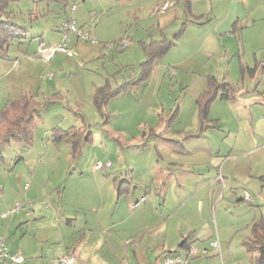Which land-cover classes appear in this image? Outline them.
Instances as JSON below:
<instances>
[{
  "label": "rangeland",
  "instance_id": "rangeland-1",
  "mask_svg": "<svg viewBox=\"0 0 264 264\" xmlns=\"http://www.w3.org/2000/svg\"><path fill=\"white\" fill-rule=\"evenodd\" d=\"M231 1L195 0L192 7L223 13ZM72 2L77 11H71ZM65 3L10 4L15 20L28 31L22 42L9 46V57L0 54V139L12 127L13 110L3 114L12 100L28 94L45 105L30 144L11 140L2 146L0 236L12 249L29 246L33 251L27 255L29 264H61L62 255H74L76 262L86 259L87 264H144L148 256L156 261L153 252L165 238L172 249H182L180 230L204 231L211 221L223 234L221 240L233 241L235 251L240 237L252 235L247 221H252L254 210L261 213L260 207L237 201L232 188L238 184L252 198L259 194L264 198V180L254 178L258 169L264 171V139L255 131L259 119L264 131V109L244 112L239 102L217 98L207 121L211 126L200 129L198 78L221 73L229 62L216 54L194 53L201 31L190 23L150 75L110 98L101 113L92 101L95 88L107 78L116 86L141 73L146 56L139 39L162 35L161 29L147 27L153 17L158 23L154 15L163 11L150 7L151 0H67L66 11ZM183 7L175 3L169 18L161 22L169 36L191 17ZM72 14L90 37L70 33L69 50L45 61L38 52L37 32L52 42L58 26ZM126 35L135 39L122 48ZM230 69L238 87L237 58ZM72 125L83 126L91 136L82 141L76 156L71 143L57 142L54 133L56 127ZM194 133L204 134L190 138ZM216 151L230 164L221 170L224 178L214 183L218 195L213 197L210 170L218 169L212 154ZM98 160L112 164L98 169ZM248 178L256 188L245 185ZM163 179L167 184L159 191ZM142 196L145 203L134 209ZM18 204L23 207L15 214L1 217ZM199 243L193 244L200 247ZM158 263L165 264L164 259Z\"/></svg>",
  "mask_w": 264,
  "mask_h": 264
},
{
  "label": "crops",
  "instance_id": "crops-1",
  "mask_svg": "<svg viewBox=\"0 0 264 264\" xmlns=\"http://www.w3.org/2000/svg\"><path fill=\"white\" fill-rule=\"evenodd\" d=\"M164 1L165 0H151L150 7H154V6L157 7L159 4H161ZM169 1H170V6L165 11L161 13H156L154 15L157 17L156 20H158V23L155 22V17H153L152 25L147 27V29L148 28H159L162 30L161 31L162 35L160 37H153L151 40H154V39L159 40V39H162L164 36H169L164 30L166 24L162 26L161 22L169 18V15H170L169 12H170L171 6H173L175 3L181 2L184 5L183 8L185 9V13L188 15H191V17L185 18L182 21V23L186 21V25L180 37L184 35L188 25L190 23H194L200 28L199 30L201 31V34H196V41L194 43L193 52L194 53L201 52L202 54L206 56H215L216 54L219 56V59H221L222 62H224V60L226 59L229 62V64L227 63V65L224 68H222L221 73L219 74L207 73L205 74V76L201 75L200 78H198L197 97L207 87V76L211 74V75H215L220 80L229 81L235 88L236 97L227 98L224 96H218V98H220L221 100H226L228 102H239L240 106L244 109V112L250 113L251 109L258 112L261 109H264V0H256V1L254 0H233L231 1V7L228 11L223 12V13H220V11L219 12L211 11L213 12V14L210 13V11L208 12L207 11L197 12V10L195 11L192 7L195 0H190L191 1V11L190 12L187 11L186 9L185 3H184L185 0H169ZM66 3H67V0H66ZM72 3H76V2H72ZM65 4H64V10L66 11L67 6ZM236 4L237 6H235ZM75 10L76 11L78 10V6L76 7ZM76 19L78 20L77 17ZM78 23H79V20H78ZM79 25L82 28H84L82 24L79 23ZM97 31H98L97 33H100L99 30ZM61 33H62L61 28L60 26H58V35L50 43L60 41L62 37ZM37 35H39V41H38V46H39V42L42 39L44 40V36L42 32H37ZM26 36H23L20 38L24 39ZM126 36L129 41L130 40L132 41L135 39L132 35L130 36L126 35ZM172 36H169V37H172ZM20 38L18 40L16 38L12 43L22 42ZM77 39L78 38H76V40ZM142 40L145 41V39H139V42L141 43ZM175 44H177V39H175V42L173 45ZM58 53H61V52H58ZM7 56L9 57V54ZM235 58H237L239 73H240L239 74V84L240 85L238 87L235 86L234 78L232 75V73L234 74V71H232L231 73V69H230V64L232 63L233 65V61ZM52 59L50 60L44 59V60L51 61ZM181 60L183 61V59H180L179 62H182ZM242 63L250 67H255V69L253 71L247 70V72L244 75H242L241 73ZM233 68L235 67H232V69ZM260 120L261 119H259L256 122L257 127L255 131L257 130L256 132L259 134V136L261 135L263 137L261 138L263 140L264 131L261 128L262 124L260 123ZM203 134L204 133H202L197 138H201ZM216 152H217L216 154L214 152L212 154H214L213 161L216 163V165H218L217 167L218 169L216 172L214 170L213 172L212 170H210L211 172L210 174L213 175V177L210 178L211 182H213L212 188H211L212 189L211 194L213 197L218 195V193L216 192V190L218 189V184L216 185L214 183L220 180L218 176L221 173V170L224 171L227 168V165L230 164V162H228L229 161L228 157H224L225 155L224 156L221 155L220 153H218L219 151H216ZM237 169H238V166H237ZM254 176H255L254 178H259V179L264 180V177H263L264 171H261L260 169H258L257 173H254ZM246 181L247 182L245 183V185L251 184V186H254L253 181H250L249 178L246 179ZM255 181L256 180H254V182ZM165 184H167V182L163 179V181L161 182L159 191L164 190ZM263 185L264 183L262 182V186ZM241 188L243 189L240 190V195H239L236 192L239 191V189ZM254 188L256 187L254 186ZM244 189H245L244 187L236 184L235 187L232 188V196H238L236 198L237 201H248L251 205L260 207L261 213L260 215H258L257 213L258 211L256 209L254 210L252 221H249V222L247 221V225L249 223L252 235L246 234L244 238L240 237L239 242H237L238 248L235 251H231V248L233 246V241L232 242L229 241V243L226 244L224 240H221L220 239L222 238L221 235L219 237V234H222L221 231L219 232L217 228H214L212 222L210 221V227L206 225V227H204L205 229L204 231H202L201 229L197 230L195 227H191V229L189 230L187 229L188 230L187 233L184 234L186 230L185 231L180 230L179 233L181 234L182 239L179 243V246L182 249H172L173 247H171L172 245L169 239L165 238L163 242H161L158 246H156L155 251L153 252V255H154L153 257L156 258V261L155 262L151 261V257L148 256V260L146 259V262L144 264H160L158 262L163 260L164 254L168 251H172L174 253H178L183 256H188L190 259V264H251V254L247 250L246 243L248 241H251V239L253 238V230H252L253 222L262 216L264 217V212L262 211V208H263L262 206H264V198L261 196V194H259L252 199H246L245 194L246 192H248V190L245 189L243 193ZM143 197L144 196H142L141 201L139 199H136L135 203L138 201L139 203L133 206L134 209L137 210L141 206V204L145 203L146 197H144V199ZM22 207L23 205L17 208L15 211L9 213L7 216H2L1 214V217L7 218L13 213L15 214ZM142 209L143 207L141 208V210ZM26 215H30V213L26 212ZM213 236L214 238L211 239L210 241L209 240L208 242L205 241L209 237H213ZM216 236L217 238H215ZM185 238H186V244L182 246V242ZM214 239L219 240V246L211 245V241ZM196 241L197 242L200 241L201 243L199 244L201 246L200 247L196 246L197 250L195 254H191L189 253V247L191 245H194L193 243ZM5 242L9 250H12V251L20 250L21 253L25 256L26 259L21 264H29V260H27L28 259L27 255L33 254V251L31 252L29 250L28 248L29 246L28 247L24 246L23 249H18V248L12 249V247L8 245L6 240ZM201 247L208 248L209 253L208 254L202 253ZM78 251L80 250H77V252ZM128 253H129V249H128ZM80 255L85 256V254H82V253H80ZM68 256H74V255H68ZM202 256H206V258H202ZM207 256H214V258L209 259ZM59 261L62 264L60 258H59ZM73 263L87 264V260L82 258L80 261L76 262V257H75V260ZM172 264H177V263H172Z\"/></svg>",
  "mask_w": 264,
  "mask_h": 264
},
{
  "label": "trees",
  "instance_id": "trees-1",
  "mask_svg": "<svg viewBox=\"0 0 264 264\" xmlns=\"http://www.w3.org/2000/svg\"><path fill=\"white\" fill-rule=\"evenodd\" d=\"M12 1L17 0H0V54L4 57L8 55V49L11 43L16 39L26 36L28 28L15 20V11L10 8ZM185 6L187 11H191V1L185 0ZM67 5V3L65 4ZM186 21H184L177 32L172 37L164 36L159 40L141 41L146 58L140 63L141 73L129 80L122 82L119 85L113 86L110 83V79L107 78L106 82L95 88L92 93V101L96 108L103 113L107 101L120 93L123 89L132 86L146 79L154 67L155 62L160 59L174 44L184 31ZM123 39H127L125 36ZM129 41V40H128ZM255 67H250L245 64H241V73L244 75L247 70L253 71ZM218 96H224L227 98H234L235 88L226 80H220L215 75L207 76V87L198 96L197 104L199 111L200 129L204 130L206 127L211 126L208 124L209 114L212 103L218 98ZM45 103V102H44ZM10 107L5 108L3 114H8L9 109L13 111L12 115V127L7 128L0 139V160L3 159L2 146L4 143L11 140L24 142L30 144L35 135V122L37 117L41 116V112L44 109V105L41 101H38L34 96L25 94L21 98L12 100ZM55 140L68 141L72 145V154L78 155L82 141L91 140L90 134H86V130L83 126L77 128L72 125L68 128L56 127L54 128ZM200 136V133L191 134L190 137ZM264 177V176H263ZM253 238L248 241L247 250L251 254V264H264V217H260L252 224ZM186 244V238L182 242V246ZM174 252L168 251L164 254H172ZM163 256V257H164Z\"/></svg>",
  "mask_w": 264,
  "mask_h": 264
},
{
  "label": "built area",
  "instance_id": "built-area-1",
  "mask_svg": "<svg viewBox=\"0 0 264 264\" xmlns=\"http://www.w3.org/2000/svg\"><path fill=\"white\" fill-rule=\"evenodd\" d=\"M170 6V1L165 0L161 4H159L157 7H155V10H160L164 11ZM77 7L76 3H71L70 8L71 11H74ZM61 32H62V37L61 40L58 42L50 43L46 42L45 40H40L39 46H38V52L42 55V57L45 60H50L53 58V56L57 52H67L69 50L68 47V40H69V35L70 33H75L79 37H85L89 38V32L84 31L83 28L78 23V20L76 17L72 14L71 16L67 17L63 23L61 24ZM129 44L128 40H122L121 41V46L122 48L126 47ZM112 162L110 160L107 161H102L98 160L96 163V168L102 169V168H108L110 167ZM219 179H223V175L220 173L219 174ZM246 199H252V196L249 192H246L245 194ZM144 199V197H143ZM139 203L136 202L135 205ZM21 204H18L17 206H14L13 208H10L9 210L5 211L2 213V216H7L9 213L15 211L17 208L21 207ZM212 246H219V240L214 239L211 241ZM197 248L194 245H191L189 247V253L195 254ZM202 253L208 254L209 250L208 248H202L201 249ZM25 256L21 253L20 250H9L6 246L5 239L3 237H0V264H21L22 262L25 261ZM164 263L165 264H172V263H177V264H190V259L188 256H183L178 253H172V254H167L163 257ZM74 260L73 256L69 257H62L61 262L65 264H70Z\"/></svg>",
  "mask_w": 264,
  "mask_h": 264
}]
</instances>
